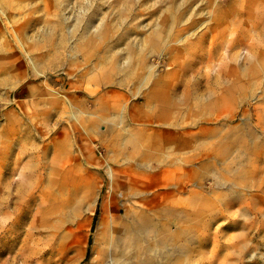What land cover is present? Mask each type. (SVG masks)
Instances as JSON below:
<instances>
[{"label":"rangeland","instance_id":"1","mask_svg":"<svg viewBox=\"0 0 264 264\" xmlns=\"http://www.w3.org/2000/svg\"><path fill=\"white\" fill-rule=\"evenodd\" d=\"M0 264H264V0H0Z\"/></svg>","mask_w":264,"mask_h":264},{"label":"bare ground","instance_id":"2","mask_svg":"<svg viewBox=\"0 0 264 264\" xmlns=\"http://www.w3.org/2000/svg\"><path fill=\"white\" fill-rule=\"evenodd\" d=\"M124 238H125V236H124ZM124 256V255H123ZM126 256V255H125Z\"/></svg>","mask_w":264,"mask_h":264}]
</instances>
